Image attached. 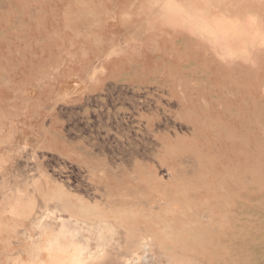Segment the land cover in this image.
I'll return each instance as SVG.
<instances>
[{
	"label": "rangeland",
	"instance_id": "rangeland-1",
	"mask_svg": "<svg viewBox=\"0 0 264 264\" xmlns=\"http://www.w3.org/2000/svg\"><path fill=\"white\" fill-rule=\"evenodd\" d=\"M0 264H264V0H0Z\"/></svg>",
	"mask_w": 264,
	"mask_h": 264
},
{
	"label": "bare ground",
	"instance_id": "bare-ground-1",
	"mask_svg": "<svg viewBox=\"0 0 264 264\" xmlns=\"http://www.w3.org/2000/svg\"><path fill=\"white\" fill-rule=\"evenodd\" d=\"M44 217H45V216H44ZM70 220H71V219H70ZM47 244H48V243H47ZM85 250H86V249H85ZM93 252H94V251H93ZM134 256H135V255H134ZM134 256H133V257H134Z\"/></svg>",
	"mask_w": 264,
	"mask_h": 264
}]
</instances>
